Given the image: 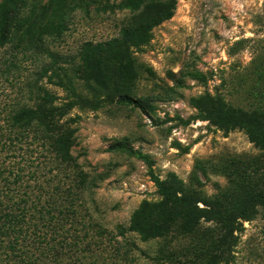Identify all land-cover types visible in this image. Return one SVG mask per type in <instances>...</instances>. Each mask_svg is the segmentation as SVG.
<instances>
[{
    "label": "rangeland",
    "instance_id": "rangeland-1",
    "mask_svg": "<svg viewBox=\"0 0 264 264\" xmlns=\"http://www.w3.org/2000/svg\"><path fill=\"white\" fill-rule=\"evenodd\" d=\"M26 1L28 9L35 6L57 28L63 24L60 35L44 36L43 48L26 51L32 55L25 61L27 75H36L52 61L47 50L58 56L60 64L80 70L78 51L85 41L116 37L123 27L138 23L145 11L151 15L156 11V5L138 11L104 9L123 0ZM10 49L0 50V111L19 98L17 83L5 79L1 70ZM133 57L140 65L133 92L148 96L154 110L144 113L111 104L81 112L75 125L74 153L89 174L94 217L117 234V226L128 225L143 200L156 204L161 199L147 162L127 151L109 150L115 142L148 154L161 178L176 172L186 188L200 197L230 202L239 188L263 189L264 149L250 141L243 129L226 133L199 118L193 100L219 91L235 106L264 112V0H176L173 16L152 29L149 41L135 49ZM46 86L55 96L65 93L58 86ZM60 103L56 97L51 104ZM258 208L255 218L244 222L235 264H264V206ZM217 234L218 226L207 221L194 232L176 227L167 236L148 241L128 232L126 237L117 235L114 245L108 243L98 262L88 255L68 263L67 257H57L51 240L32 245L35 257L20 262L116 264L114 246L124 245L127 264H204Z\"/></svg>",
    "mask_w": 264,
    "mask_h": 264
},
{
    "label": "trees",
    "instance_id": "trees-1",
    "mask_svg": "<svg viewBox=\"0 0 264 264\" xmlns=\"http://www.w3.org/2000/svg\"><path fill=\"white\" fill-rule=\"evenodd\" d=\"M27 5L26 0H0V50L11 48L9 56H4L2 75L17 83L19 93L10 108L6 105L0 111V264L27 262L35 254L32 245L41 246L51 240L57 257H67L68 263L88 255L98 262L107 244L119 241L117 235L126 237L134 232L148 241L165 237L176 227L194 232L202 221L218 226L217 237L212 240L215 248L204 264H235L244 222L253 220L258 207L264 206V188H239L231 192L230 202L200 197L186 188L176 172L161 178L148 154L115 142L109 150L127 151L147 162L149 175L161 195L156 204L143 200L129 224H119L115 234L94 217L89 204V174L74 153L75 125L81 112L111 104L131 106L144 113L154 110L148 96L133 92L140 66L133 51L142 49L152 29L173 16L176 0L107 4L105 10L117 7L138 11L156 5V11L152 15L145 11L138 23L123 27L116 37L85 41L78 51L80 70L60 64L58 56L47 50L52 61L43 64L36 75L24 72L25 61L32 56L26 51L43 48L44 36L56 32L60 35L63 24L57 28L54 20L46 21L45 13H39L35 6L28 9ZM46 84L58 86L64 95L51 94ZM50 94L61 103L52 105ZM193 103L202 120L226 133L243 129L250 141L264 149V112L235 106L219 91H208ZM117 246L115 263L127 264V248Z\"/></svg>",
    "mask_w": 264,
    "mask_h": 264
}]
</instances>
